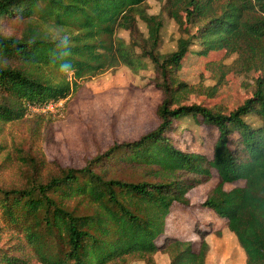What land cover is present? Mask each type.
I'll use <instances>...</instances> for the list:
<instances>
[{
	"label": "trees",
	"instance_id": "1",
	"mask_svg": "<svg viewBox=\"0 0 264 264\" xmlns=\"http://www.w3.org/2000/svg\"><path fill=\"white\" fill-rule=\"evenodd\" d=\"M158 1L160 11L152 14L147 0H0V21L24 22L19 35L4 34L0 25V169L15 163L23 176L20 187H0V231L9 233L0 264H158V252L168 264H207L205 237L220 234L211 227L195 224L197 249L190 240H156L171 206H189L187 193L205 185L213 171L217 182L200 207L226 220L245 264H264V0ZM164 15L180 33L168 53L160 50ZM119 29L129 32L128 42ZM219 50L233 59L206 64L215 85L179 78L188 52L206 57ZM146 62L163 95L155 129L114 143L81 168L57 167L47 176L43 159L19 147L4 151L5 127L32 107L66 99L85 75L120 64L138 72ZM250 72L256 73L246 83L250 97L228 113L184 103L193 93L216 96L230 73ZM185 117L217 132L210 155L172 142L174 122ZM120 168L131 178L115 176ZM238 181L244 184L225 189Z\"/></svg>",
	"mask_w": 264,
	"mask_h": 264
},
{
	"label": "rangeland",
	"instance_id": "2",
	"mask_svg": "<svg viewBox=\"0 0 264 264\" xmlns=\"http://www.w3.org/2000/svg\"><path fill=\"white\" fill-rule=\"evenodd\" d=\"M146 3L148 13L156 14L160 11L162 3L158 0H147ZM23 23L16 18L0 21L2 32L8 35H19L24 27ZM138 25L145 33V24L138 20ZM117 35L129 41L128 31L119 29ZM179 36L177 24L164 15L161 52L168 53L175 50ZM196 47L193 46L192 49L195 50ZM232 59L233 56L226 57L225 50L210 52L206 57L188 52L182 60L178 76L191 84L213 86L216 82L206 69V64L209 61L229 63ZM146 63V68L138 72H132L128 67L120 64L99 74L85 75L77 79V88L66 99L53 102L52 106L48 105L44 109L32 107L29 116L21 121L7 124L2 136L5 143L4 151L9 149L14 153L13 147H19L22 152L43 159L44 176H47L55 173L57 167L81 168L89 159L104 152L114 143L133 141L155 129L160 123L156 109L163 95L151 81L154 75L152 65ZM254 76H256L254 72L246 76L230 73L216 96L193 93L184 103L218 107L224 113H228L250 97V89L246 87V83L251 84ZM40 112L46 115L42 118L34 117L33 113ZM247 120L255 125L259 124L253 117ZM174 125L176 130L171 134L174 145L187 151L211 154V146L217 136L216 131L196 122L192 117L175 121ZM2 157L1 154L0 161ZM20 170L15 163L0 169V187L9 189L22 186L23 176ZM114 174L124 178H131L132 175L128 168H120ZM216 182V172L213 171L211 179L205 185L187 193L189 206L180 204L171 206L165 218L164 233L157 238V243H161L164 237L171 236L190 240L197 249L199 242L194 231L196 223L201 228H219L220 221L214 223V219L215 221L217 219L213 214L215 212L200 207L207 191ZM243 184V181H238L227 183L224 187L228 190ZM8 236V231H0V247L6 246ZM155 259L158 264H165L167 256L158 252ZM215 260L214 253L211 261ZM231 263L235 264L233 261ZM30 264L41 263L33 260ZM130 264H144V262L135 260Z\"/></svg>",
	"mask_w": 264,
	"mask_h": 264
},
{
	"label": "crops",
	"instance_id": "3",
	"mask_svg": "<svg viewBox=\"0 0 264 264\" xmlns=\"http://www.w3.org/2000/svg\"><path fill=\"white\" fill-rule=\"evenodd\" d=\"M213 214L217 218L216 221L214 219V223H217L218 220L220 221L219 228L213 229V231H219L220 234L211 232L205 237V240L209 246L206 255L207 264H232L231 261H233L235 264H245L244 252L238 245L234 234L226 227V220L216 216L215 213ZM214 253L216 254V260L211 261V256ZM167 263L168 259L166 260L165 264Z\"/></svg>",
	"mask_w": 264,
	"mask_h": 264
},
{
	"label": "built area",
	"instance_id": "4",
	"mask_svg": "<svg viewBox=\"0 0 264 264\" xmlns=\"http://www.w3.org/2000/svg\"><path fill=\"white\" fill-rule=\"evenodd\" d=\"M52 104H53V102H50V103H48L45 107H47L48 105H49V107H50V106H52ZM45 107H44V108H45ZM44 108H43V109H44Z\"/></svg>",
	"mask_w": 264,
	"mask_h": 264
}]
</instances>
